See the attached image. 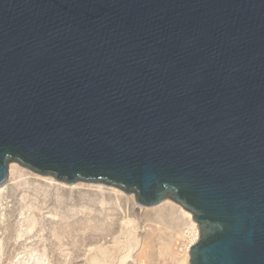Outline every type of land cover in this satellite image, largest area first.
Segmentation results:
<instances>
[{
	"label": "water",
	"instance_id": "water-1",
	"mask_svg": "<svg viewBox=\"0 0 264 264\" xmlns=\"http://www.w3.org/2000/svg\"><path fill=\"white\" fill-rule=\"evenodd\" d=\"M11 162L173 200L190 264H264V0H0Z\"/></svg>",
	"mask_w": 264,
	"mask_h": 264
},
{
	"label": "rangeland",
	"instance_id": "rangeland-1",
	"mask_svg": "<svg viewBox=\"0 0 264 264\" xmlns=\"http://www.w3.org/2000/svg\"><path fill=\"white\" fill-rule=\"evenodd\" d=\"M8 169L0 264H190L198 224L173 200L144 207L103 183L67 185L17 162Z\"/></svg>",
	"mask_w": 264,
	"mask_h": 264
},
{
	"label": "bare ground",
	"instance_id": "bare-ground-1",
	"mask_svg": "<svg viewBox=\"0 0 264 264\" xmlns=\"http://www.w3.org/2000/svg\"><path fill=\"white\" fill-rule=\"evenodd\" d=\"M16 169L17 170V165L16 164H11V166H10V169L11 170H13V169ZM10 171V170H9ZM11 174V173H10ZM39 174V173H38ZM34 175V174H33ZM41 175V174H40ZM42 176H45V175H42ZM40 177V176H39ZM53 177V176H52ZM35 178H36V176H35ZM47 178V177H46ZM50 178V177H49ZM48 178V179H49ZM10 181V180H9ZM51 181H52V179H51ZM58 181V180H57ZM60 182V181H59ZM61 183V182H60ZM62 183H65V182H62ZM65 184H67V183H65ZM64 185V184H63ZM68 185V184H67ZM9 186V185H8ZM65 186V185H64ZM4 190H5V188H2V185L0 186V196H1V194H3V192H4ZM119 191V190H118ZM122 193V192H121ZM161 204V203H160ZM184 211V210H183ZM187 211V210H186ZM190 213V215L192 216V213L191 212H189ZM189 214H188V216H190ZM193 217V216H192ZM192 219V218H191ZM195 223V222H194ZM193 227H194V234H195V241H197L198 242V240H199V237H200V231H199V228H198V226H197V228H198V230H197V228H196V225L195 224H193ZM198 231H199V234H198ZM196 242V243H197ZM195 243V244H196ZM193 246V245H192ZM191 246V247H192ZM191 247H190V250H191ZM189 253H190V251H189ZM188 259V258H187Z\"/></svg>",
	"mask_w": 264,
	"mask_h": 264
}]
</instances>
